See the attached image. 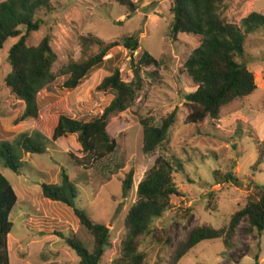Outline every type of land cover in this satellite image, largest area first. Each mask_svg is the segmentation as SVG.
Returning <instances> with one entry per match:
<instances>
[{
	"label": "rangeland",
	"instance_id": "rangeland-1",
	"mask_svg": "<svg viewBox=\"0 0 264 264\" xmlns=\"http://www.w3.org/2000/svg\"><path fill=\"white\" fill-rule=\"evenodd\" d=\"M5 0H0V3ZM137 4L135 12L119 0H51L40 9L36 19L39 30L32 31L27 44L38 45L49 35L58 59L53 66L56 81L38 96V118L18 121L25 104L6 85L11 71L9 50L19 37L9 38L0 50V141L15 145V154L23 166L20 173L3 166L0 170L14 187L18 202L11 220L13 229L8 237L11 264H78L79 256L69 239L80 240L89 248L93 238L81 226L73 209L64 203L46 198L43 183H59L62 168L75 183L76 204L95 221L111 231L110 246L100 264H116L121 258L127 237L125 217L137 199L139 182L159 156L175 155L182 159L186 170L175 173L177 196L172 207L154 221L158 232L143 239L140 251L147 254L146 264H167L175 242L194 225L226 226L232 215L242 209L249 195L248 182L254 178L264 184V28L245 39L246 56L242 62L253 72L257 89L249 96L223 107L218 119L186 124L189 109L183 95L197 87L187 76L184 63L200 44V36L171 31L173 13L171 0H130ZM252 12L264 15V0H229L224 14L226 21L241 26ZM130 15V16H128ZM26 30L23 29V34ZM138 35L140 48L133 54L124 45L111 48L102 67L93 70L81 84L67 90V76L61 69L70 61L85 59L99 51L98 45L84 53L83 37L94 36L106 44ZM148 50L160 61L143 71L145 88L127 111L112 115L108 132L117 143L116 150L91 168L76 165L69 153L82 157L76 135L51 142L52 131L60 114L78 120L100 116L110 104V91L97 86L115 68L130 81V61ZM152 71L155 74H148ZM177 110V118L164 146L153 153H144L141 117H152L160 125ZM22 133L40 134L47 146L43 154H30L17 144ZM260 161L256 170L254 164ZM236 172L243 186H236L213 172ZM134 171L133 185L126 196L122 182ZM243 222L237 230L235 247L227 250L223 239L206 240L190 251L179 264H264V232L246 236ZM173 243L167 245V238ZM158 239V241L156 240Z\"/></svg>",
	"mask_w": 264,
	"mask_h": 264
},
{
	"label": "trees",
	"instance_id": "trees-1",
	"mask_svg": "<svg viewBox=\"0 0 264 264\" xmlns=\"http://www.w3.org/2000/svg\"><path fill=\"white\" fill-rule=\"evenodd\" d=\"M119 1L127 5L130 12L136 11V3L130 0ZM227 1L229 0H171L172 33L198 35L201 39L200 44L184 63L187 76L197 87L196 90L183 95L189 109L186 124L218 119L223 107L251 95L257 89L253 72L242 61L246 56V36L264 28V15L252 12L242 20L241 26H238L226 21L224 17ZM50 4L51 0H5L0 3V50L9 38L19 37L9 50L11 71L5 78L6 85L25 104L18 121L39 117L38 96L57 79L53 66L58 56L51 46L50 36L46 35L36 46L27 44L29 34L40 28L41 21L36 19L38 11ZM23 29L26 30L25 34L22 33ZM82 44L84 53L96 45L99 51L85 59L70 61L61 69L60 75L67 76L63 83L67 90L77 88L93 70L102 67L105 57L114 46L124 45L132 54L141 47L138 35L109 44L94 36H88L82 38ZM130 64L133 72L130 81L124 80L120 69L115 68L97 86V90L110 91L113 95L110 104L100 116L91 120H78L67 114L58 116L50 141L55 142L62 137L76 135L82 157L69 153L76 165L89 169L93 163L105 159L116 150L117 143L107 129L110 117L125 112L134 105L145 88L143 71L153 65L159 66L160 61L148 50L143 49L140 58L132 57ZM148 74L155 73L149 71ZM176 118L177 110L163 119L160 125L155 124L152 117L140 118L144 153H153L164 146ZM43 139L49 141L40 134L31 136L22 133L17 144L27 153L43 154L47 151ZM15 145L0 141V158L5 168L20 173L23 162L16 157ZM259 164L260 161L256 162L252 170H256ZM221 168L222 166H219L213 172L215 180L220 182V178H223L226 182L243 186L236 172L229 170L223 174ZM185 170L184 161L179 157L159 156L139 182L137 199L125 217L127 237L123 242L121 258L116 264H146L147 254L140 251L142 241L147 236L156 235L158 229L154 221L160 219L172 207L174 198L182 196L177 187L175 173H184ZM133 177L134 171L131 170L124 178L123 196L131 190ZM254 177L253 175L248 182L249 195L246 205L232 215L229 223L221 228L208 224L190 227L184 236L175 242L167 264H179L191 250L206 240L221 238L227 250L233 249L237 230L243 222H246L243 227L246 236L262 234L264 184ZM74 185L67 170L62 168L61 181L43 183L42 191L46 198L71 207L81 226L93 238L92 248L80 240H68L80 258L78 264H100L110 246L111 231L104 223L95 221L77 206L78 194ZM17 202L18 195L14 187L0 170V264H11L8 237L13 229L11 213ZM172 243L173 239L167 238V245Z\"/></svg>",
	"mask_w": 264,
	"mask_h": 264
}]
</instances>
